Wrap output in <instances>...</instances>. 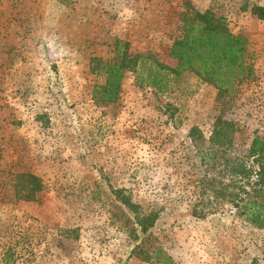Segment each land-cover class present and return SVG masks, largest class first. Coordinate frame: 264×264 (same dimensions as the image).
<instances>
[{"label": "rangeland", "instance_id": "obj_1", "mask_svg": "<svg viewBox=\"0 0 264 264\" xmlns=\"http://www.w3.org/2000/svg\"><path fill=\"white\" fill-rule=\"evenodd\" d=\"M191 1L222 10L231 30L248 37L255 79L240 85L223 114L235 123L227 157L246 154L264 131V20L240 7L264 0ZM183 5L0 0V257L12 246L14 264H159L131 252L125 224L135 217L112 193L124 187L144 211L159 213L147 250L160 246L175 264H264V229L246 214L221 202L202 217L191 214L200 197L196 147L186 135L197 126L198 144L209 145L219 113L212 86L167 97L135 86L126 73L117 104L97 107L91 99V58L111 57L116 38L169 61ZM20 171L42 178L34 200L15 192Z\"/></svg>", "mask_w": 264, "mask_h": 264}, {"label": "trees", "instance_id": "obj_2", "mask_svg": "<svg viewBox=\"0 0 264 264\" xmlns=\"http://www.w3.org/2000/svg\"><path fill=\"white\" fill-rule=\"evenodd\" d=\"M183 4L168 49L169 61L162 60L150 49L133 50L129 41L116 38L111 57L91 58L90 68L97 77L91 99L97 107L117 104L126 73L132 74L135 86L150 88L156 95L167 97L176 93L191 95L203 83L212 86L216 90L219 113L208 137L209 145L198 144L202 133L197 126H192L186 135L196 147L192 165L198 171L194 186L200 197L191 204V214L202 217L210 212L209 207L221 202L246 214L247 220L264 229V131L252 138L246 154L227 157L233 151L235 123L223 115L240 85L255 79L248 37L231 30L222 10H199L191 0H183ZM247 10L253 17L264 20V4L241 5L240 11ZM164 105L172 116L173 104L164 101ZM218 166L217 175L214 171ZM14 180L15 192L24 200H34L44 185L40 176L29 171L17 172ZM112 193L135 217L131 226L125 224V231L135 242L131 252L143 260L175 264L162 247L153 246L151 250L144 247L149 243L148 231L157 220L158 211H144L124 187L112 188ZM15 253L12 246L3 250L0 264H14ZM250 264L261 263L253 258Z\"/></svg>", "mask_w": 264, "mask_h": 264}]
</instances>
